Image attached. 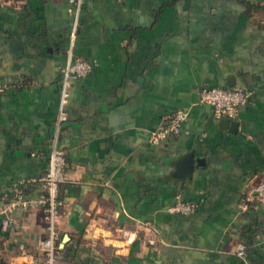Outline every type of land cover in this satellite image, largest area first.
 <instances>
[{"label":"crops","instance_id":"0c3cea01","mask_svg":"<svg viewBox=\"0 0 264 264\" xmlns=\"http://www.w3.org/2000/svg\"><path fill=\"white\" fill-rule=\"evenodd\" d=\"M245 6L82 0L74 21L64 0H0V264L41 261L42 208L9 204L17 188L23 200L42 195L55 135L65 166L54 264H241L233 249L245 237L247 260L264 264V203L238 207L264 182V8ZM69 48L90 70L71 81L56 125ZM210 87L248 93L235 126L198 101ZM178 109L179 133L149 143ZM189 152L199 165L173 177ZM176 202L192 210L168 211Z\"/></svg>","mask_w":264,"mask_h":264},{"label":"built area","instance_id":"2783aa9c","mask_svg":"<svg viewBox=\"0 0 264 264\" xmlns=\"http://www.w3.org/2000/svg\"><path fill=\"white\" fill-rule=\"evenodd\" d=\"M73 11L74 21L78 7L82 0H64ZM75 22L70 29L71 40L75 36ZM71 46V42H70ZM90 65L84 59L74 57L70 48L67 51L65 62L60 68V88L57 101L56 125L66 119L65 106L69 96V86L73 79L82 78L87 75ZM248 93L236 88H203L198 92V101L208 104L212 107L215 119L227 118L233 119L236 109L239 105L245 103ZM186 117V111L182 109L175 110L169 116L162 117L158 126L149 132L148 142L151 144L159 143L167 137L175 136L179 133L180 125ZM65 159L62 151L56 145V135L52 137L51 144L47 156L46 167L42 174L37 178L43 193L36 199L23 200L22 190H15V198L10 202L9 206H19L26 208L29 205L37 204L44 212L45 229L44 234L37 238L36 247L40 253L41 261L38 264H54L56 258L57 247V230L56 221L60 215V207L62 205L59 194L60 184L64 180ZM255 200L264 203V182H259L248 189L244 200L238 205L240 209L246 207L247 201ZM192 210V205L183 202H176L168 209L170 212L188 214ZM12 219L6 217L2 221V227L10 226ZM134 232L127 229L121 230V235L125 238ZM264 242V236H263ZM246 245L238 242L233 249V253L238 257L242 264H249L246 258Z\"/></svg>","mask_w":264,"mask_h":264},{"label":"water","instance_id":"95a60500","mask_svg":"<svg viewBox=\"0 0 264 264\" xmlns=\"http://www.w3.org/2000/svg\"><path fill=\"white\" fill-rule=\"evenodd\" d=\"M223 123L224 124L230 123V127L236 125L234 121H230L227 118L223 119ZM198 165H199V159L194 158L192 153L189 152L185 154L183 157L179 158L174 163V171L171 173V175L175 178H182L184 176H188L192 172L193 167Z\"/></svg>","mask_w":264,"mask_h":264},{"label":"trees","instance_id":"16d2710c","mask_svg":"<svg viewBox=\"0 0 264 264\" xmlns=\"http://www.w3.org/2000/svg\"><path fill=\"white\" fill-rule=\"evenodd\" d=\"M240 2H244V3H246L247 2V6H248V8L246 7V13H248V11H249V9H259V8H264V4H262V5H258V3H253L252 1H247V0H239ZM249 204V206H251L252 204H250V203H248ZM264 236V232L261 234V236L260 237H263ZM250 238L249 237H245V239H242V243H244L245 245H246V247H247V249H246V258H247V253H248V247H249V242H250ZM241 261V260H240ZM247 262L249 263V264H254V262H251V261H248L247 260ZM241 264H242V261H241Z\"/></svg>","mask_w":264,"mask_h":264}]
</instances>
